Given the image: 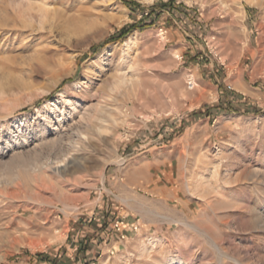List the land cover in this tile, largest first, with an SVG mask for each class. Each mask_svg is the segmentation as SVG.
I'll use <instances>...</instances> for the list:
<instances>
[{"label": "rangeland", "instance_id": "374dc122", "mask_svg": "<svg viewBox=\"0 0 264 264\" xmlns=\"http://www.w3.org/2000/svg\"><path fill=\"white\" fill-rule=\"evenodd\" d=\"M31 1L0 36V264H264V0Z\"/></svg>", "mask_w": 264, "mask_h": 264}, {"label": "bare ground", "instance_id": "6f19581e", "mask_svg": "<svg viewBox=\"0 0 264 264\" xmlns=\"http://www.w3.org/2000/svg\"><path fill=\"white\" fill-rule=\"evenodd\" d=\"M25 2H23L22 0H12L10 4H12L11 7V14L8 17L7 14H5L4 16H2L3 14L0 15V36H3V32L1 33V31H5V30H11V33L9 35L10 38L15 39V37H19V35H17V32L20 31L23 28H27L29 27L31 24H29V20H31L32 17L37 16L36 14L39 13V15L37 17H39V20H43L44 18L47 17L48 11L44 8L43 10L41 9V7H37L38 5H36V7L33 6L31 0H24ZM146 1H152V0H146ZM6 2V0H5ZM36 8V9H35ZM1 11V10H0ZM3 12V11H2ZM9 12V11H8ZM37 12V13H36ZM8 18V19H7ZM11 21V24H8L6 20ZM9 21V22H10ZM41 22V21H40ZM26 30V29H25ZM8 38V37H5ZM107 111V110H106ZM102 112V111H101ZM109 113V112H108ZM108 116V114H106ZM111 116V115H110ZM102 118V117H101ZM111 118V117H109ZM114 118V117H113ZM103 120V119H102ZM112 120V119H111ZM101 123V122H100ZM104 123V122H103ZM97 127V126H96ZM79 130V129H78ZM99 130V129H98ZM82 133L79 131V135H81ZM79 138V137H78ZM65 155V154H62ZM67 159V156L65 155L63 157V159L60 160H56V161H49L48 163H45L43 165V167H48V168H55V170H58L59 167L64 166L65 165V161ZM36 168V167H35ZM218 171V170H217ZM38 172V171H37ZM42 172V171H41ZM39 173V172H38ZM216 172H214L215 175ZM219 173V172H218ZM210 179L212 178V174L210 175ZM219 176V175H218ZM217 177V176H215ZM198 180L194 183V184H190V182H187V191L189 192H195L196 193H200V194H206L204 196H200V197H205L207 196V193L209 192V190L213 191L212 187L215 185H213L211 187V184L208 181V177L205 176V174H198ZM213 179V178H212ZM216 179V180H215ZM213 179L214 181H217V178ZM227 179V178H226ZM219 180V179H218ZM212 182V180H211ZM228 182V181H227ZM213 183V182H212ZM217 183V182H216ZM219 183V182H218ZM217 186V185H215ZM214 186V187H215ZM220 186V185H219ZM218 186V187H219ZM216 188V187H215ZM211 191L209 193H211ZM194 194V193H193ZM197 194V195H200ZM211 197V196H210ZM191 220V219H190ZM188 222V221H187ZM190 222V221H189ZM187 226L189 228H193L197 233V235L199 237L204 238L205 240H207L212 246L216 247V244L213 240V238H211V236L209 235V232L207 230V228L203 227V226H195L194 224H187ZM143 254V253H142Z\"/></svg>", "mask_w": 264, "mask_h": 264}, {"label": "trees", "instance_id": "16d2710c", "mask_svg": "<svg viewBox=\"0 0 264 264\" xmlns=\"http://www.w3.org/2000/svg\"><path fill=\"white\" fill-rule=\"evenodd\" d=\"M127 5H137L136 2L132 0H123ZM144 25H151L150 24H144ZM144 25L140 26L138 23H132L129 25H126L122 27L117 33L113 34L110 38H108L105 42H103L102 46L115 42V41H123L125 38H127L133 31L140 29L139 27H145Z\"/></svg>", "mask_w": 264, "mask_h": 264}, {"label": "crops", "instance_id": "0c3cea01", "mask_svg": "<svg viewBox=\"0 0 264 264\" xmlns=\"http://www.w3.org/2000/svg\"><path fill=\"white\" fill-rule=\"evenodd\" d=\"M75 235H77V233L75 234ZM81 239V238H80ZM45 257H48V256H41L40 257V262H39V264H43V263H46V262H48V261H50L52 258H45ZM54 257V256H53Z\"/></svg>", "mask_w": 264, "mask_h": 264}, {"label": "built area", "instance_id": "2783aa9c", "mask_svg": "<svg viewBox=\"0 0 264 264\" xmlns=\"http://www.w3.org/2000/svg\"><path fill=\"white\" fill-rule=\"evenodd\" d=\"M190 86H191L190 88H193V84H192V83H190ZM75 249H76V248H74V250H75Z\"/></svg>", "mask_w": 264, "mask_h": 264}]
</instances>
